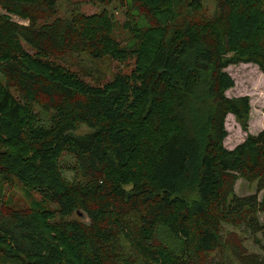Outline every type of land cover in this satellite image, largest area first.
Segmentation results:
<instances>
[{"label":"trees","instance_id":"16d2710c","mask_svg":"<svg viewBox=\"0 0 264 264\" xmlns=\"http://www.w3.org/2000/svg\"><path fill=\"white\" fill-rule=\"evenodd\" d=\"M59 1L0 0V177L41 196L0 206V264H264L238 232L264 251V129L226 96L229 66L264 76V0Z\"/></svg>","mask_w":264,"mask_h":264},{"label":"rangeland","instance_id":"374dc122","mask_svg":"<svg viewBox=\"0 0 264 264\" xmlns=\"http://www.w3.org/2000/svg\"><path fill=\"white\" fill-rule=\"evenodd\" d=\"M67 0L59 1V16L66 17ZM70 6L68 11L72 8H79L80 12L85 14L97 13L101 10V5L92 4L89 0H69ZM78 7V8H77ZM109 10L114 18L120 22L125 21V9L120 8L116 4H112ZM13 21L20 24H26V22L12 17ZM107 73H121L129 74L135 68V60L130 59L127 62L118 64L116 62L107 64ZM226 72L234 81V86L226 92V96L230 98L247 96L250 99L251 110L248 120V133L252 135L258 134L261 128H264V76L255 65L251 64H238L229 66ZM108 79V78H107ZM87 81H89L87 79ZM225 128L227 131V137L224 140V146L226 149H234L238 144L244 141L246 133L234 120L233 116L229 115L225 121ZM88 130L85 127H81L76 134L87 133ZM255 185H248L242 180H238L235 186V194L238 196L250 195L254 192ZM185 198L193 200L195 194L186 193ZM36 202H41V196L38 193L25 190L24 187L18 183L15 179L4 180L0 177V206L6 205L15 209H26L34 206ZM50 208H54L53 205H48ZM47 206V207H48ZM45 207V208H47ZM48 207V208H49ZM76 218H79L76 216ZM86 221V220H84ZM260 222L264 223V216L260 217ZM245 238V246L249 252L263 253L262 245H255L253 242V236L246 231H238ZM257 237L261 240V235L257 234Z\"/></svg>","mask_w":264,"mask_h":264},{"label":"crops","instance_id":"0c3cea01","mask_svg":"<svg viewBox=\"0 0 264 264\" xmlns=\"http://www.w3.org/2000/svg\"><path fill=\"white\" fill-rule=\"evenodd\" d=\"M263 129H264V128H261L260 131H262ZM260 131H259V132H260ZM259 132H258V133H259Z\"/></svg>","mask_w":264,"mask_h":264}]
</instances>
